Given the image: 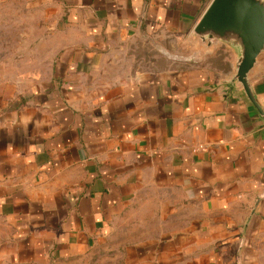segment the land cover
Masks as SVG:
<instances>
[{
  "label": "crops",
  "instance_id": "1",
  "mask_svg": "<svg viewBox=\"0 0 264 264\" xmlns=\"http://www.w3.org/2000/svg\"><path fill=\"white\" fill-rule=\"evenodd\" d=\"M211 1L0 0V264H264V49Z\"/></svg>",
  "mask_w": 264,
  "mask_h": 264
},
{
  "label": "water",
  "instance_id": "2",
  "mask_svg": "<svg viewBox=\"0 0 264 264\" xmlns=\"http://www.w3.org/2000/svg\"><path fill=\"white\" fill-rule=\"evenodd\" d=\"M197 29L238 34L243 54L237 80L245 85L246 74L264 49V4L259 0H212Z\"/></svg>",
  "mask_w": 264,
  "mask_h": 264
}]
</instances>
